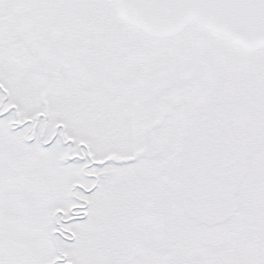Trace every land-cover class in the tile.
<instances>
[{
    "label": "snow or ice",
    "instance_id": "1",
    "mask_svg": "<svg viewBox=\"0 0 264 264\" xmlns=\"http://www.w3.org/2000/svg\"><path fill=\"white\" fill-rule=\"evenodd\" d=\"M0 264H264V0H0Z\"/></svg>",
    "mask_w": 264,
    "mask_h": 264
}]
</instances>
